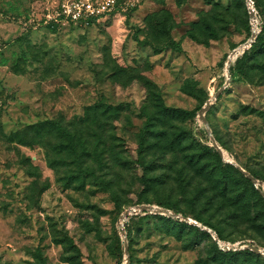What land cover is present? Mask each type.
Instances as JSON below:
<instances>
[{"label": "rangeland", "instance_id": "374dc122", "mask_svg": "<svg viewBox=\"0 0 264 264\" xmlns=\"http://www.w3.org/2000/svg\"><path fill=\"white\" fill-rule=\"evenodd\" d=\"M62 1L0 0V264H127L126 245L132 264H213L215 247L251 246L262 257L246 263L264 264L255 195L245 197L247 216L230 218L224 200L244 192L242 183L225 196L188 161L211 165L200 150L219 136L221 157L256 173L264 191V52L247 80L233 82L227 70L253 13L264 26L257 0H121V11L94 23L49 26ZM162 101L190 113L160 116L142 147L144 111L155 114ZM99 102L118 113L89 109ZM46 120L84 141V151L62 149L52 124L28 129ZM146 174L162 184L145 189ZM166 217L210 236L186 227L178 238Z\"/></svg>", "mask_w": 264, "mask_h": 264}, {"label": "trees", "instance_id": "16d2710c", "mask_svg": "<svg viewBox=\"0 0 264 264\" xmlns=\"http://www.w3.org/2000/svg\"><path fill=\"white\" fill-rule=\"evenodd\" d=\"M122 1L117 0L116 3V9L113 13L117 11H121L122 7ZM256 6L261 9L262 16L264 18V4L263 0H257L256 1ZM112 13V14H113ZM97 21L96 19H92L89 22L94 23ZM58 24L55 23L54 21H51L49 23V26L55 27ZM262 26L261 31L257 34L255 41L252 43V45L247 48L242 50L236 57L234 62L230 65V72H231V81L236 82V81H242V80H247V74L248 72L256 67V61L258 60L256 58V54L259 52H264V26ZM253 31L252 28L250 27V32L248 35V38L243 41L245 43L252 35ZM240 45V44H239ZM239 45H236L233 49L237 48ZM172 47L175 50L181 51L182 48L178 45L173 43ZM220 74V73H219ZM226 89V88H225ZM224 89V90H225ZM221 97V96H220ZM102 108L103 111L106 108H111V110L115 111L118 113V109L120 106H106L103 102L95 103L90 106L89 109H92L94 113H97L98 110ZM157 112L155 114H152L148 111H144V116L147 118L146 125L142 127L140 131V145L142 147L145 146V142L148 138L149 132L151 130V127L153 126V123L155 122L156 119H159L160 116L163 115H175V116H180V115H188L190 112L186 109L183 108H175V107H168L164 104L162 101L158 105ZM202 106L199 107L201 109ZM261 114L264 117V111L261 112ZM48 124H52V126L55 128V130L58 132V134L65 139L64 144H62L61 148L62 149H69L70 152H74L75 155L78 154V146L80 145L81 151H84L86 148V144L84 141L79 140L77 141L75 135L68 131L62 124L59 122H52L50 120L46 121H39L35 124L29 125L28 129L34 130L36 132H39L40 129ZM218 145L223 147V142L219 136L215 137ZM199 151V150H198ZM204 153L208 154V159L209 161H212L208 165L203 162V158H195V155H192L191 157H188V161L191 163H194L195 165L199 166L200 168V173L201 174H207L211 179L216 181L219 185H221L222 190L224 191L225 196L228 195L227 192H232L231 188L234 183H242L243 187L245 188L244 192L242 193H236L234 195H231L230 197L226 196L227 198L224 200V208L227 209L229 212V217L238 219L244 216H247V213L249 211V207L245 205V197L248 194V192L252 193L255 195L256 200L259 202V204L262 206L261 212L256 214V219L258 217H263L264 216V191H261L259 188L255 186V183L250 180L241 170L240 168L226 162L220 155L219 151L215 148V146L211 143L209 145L202 146V149L200 150L199 156L204 157ZM142 165L145 167L146 172L150 165H146L143 160H141ZM203 162V163H201ZM246 170V168H244ZM248 171V170H246ZM251 173L256 179H259L258 175L252 171H248ZM142 183L144 185L145 189H150V188H157L160 184H162L160 179H153V178H148L147 174L142 178ZM160 206L169 208V203L167 201H161ZM123 211L120 212V214ZM250 212V211H249ZM167 220V224L169 228L176 227L179 228L178 232V238L183 237V233L186 227L190 229V231H195L197 234L200 235H208L210 234L206 230H202L201 228L194 226V225H189L186 222L180 221V220H175L170 217L164 218ZM198 222H201L204 226H206L208 229H212L216 232L217 236L219 239H223V232L213 225L211 222L204 220L202 218H196ZM129 238V236H128ZM72 243V242H71ZM244 256V260L240 261V257ZM212 259H213V264H247L245 260L247 259H252L255 258V260H260L262 255L261 254H256L250 249H246L244 251H235V250H223L218 247H215L213 249L212 253ZM42 259V256H40ZM132 257H130V264H132Z\"/></svg>", "mask_w": 264, "mask_h": 264}, {"label": "built area", "instance_id": "2783aa9c", "mask_svg": "<svg viewBox=\"0 0 264 264\" xmlns=\"http://www.w3.org/2000/svg\"><path fill=\"white\" fill-rule=\"evenodd\" d=\"M116 3L117 0H63L59 3L56 14L49 16L48 23L80 24L92 19L100 20L115 11ZM252 25V30L255 29L257 33L261 31L262 26L257 16L252 18Z\"/></svg>", "mask_w": 264, "mask_h": 264}, {"label": "water", "instance_id": "95a60500", "mask_svg": "<svg viewBox=\"0 0 264 264\" xmlns=\"http://www.w3.org/2000/svg\"><path fill=\"white\" fill-rule=\"evenodd\" d=\"M253 12H254V11H253ZM252 15H253V17L256 16L254 13H253ZM252 31H253V33H252L250 39H249L246 43L240 44L237 48H235V49L232 51V53H231V55H230V60H229L228 68H227L228 73H229V71H230V64H231L232 59H233L234 57H236V56L239 54V52H240L241 50H243V49H245V48L251 46L252 43L255 41L256 36H257L258 33H257V31H256L255 29H253ZM229 83H230V77H228L226 83H225L223 86H221V88L218 90V92L216 93L215 98H217V97L222 93V91L228 86ZM215 98H214V99H215ZM214 99H209V100L206 102V106L200 111V118H201L203 121H205V122H206V118H205V116H204V113L210 108V106L212 105V101H213ZM213 142H214V146H215V148L220 152L221 156H223V151H222V149L220 148V146L218 145V143L216 142L215 139H213ZM238 168H240V170H241V171H242V172H243V173H244V174H245L250 180H252L254 183L257 182L256 178H255L251 173H249L248 171H246L243 167H241L240 165H238ZM147 208H148V207L143 206L140 210H141V211H142V210L145 211ZM160 211H166V210H165L164 208H161ZM170 213H171V212H170ZM130 214H131V210H130V209L126 210L125 213H124L123 216H122V220L125 221V220L128 218V215H130ZM187 221H188V222H192V220H191L190 218H188ZM194 223H197V224H198V222H196V221H195ZM204 228L208 229L207 227H204ZM208 230L211 231L212 234H214V235L217 236V234H216V232H215L214 230H212V229H208ZM249 248L252 249L256 254H262V253H263V250H262L261 248H258V247H255V246H251V247H249ZM128 252H129V251H128V245H126V254H127L126 262H127V264L130 263V256H129Z\"/></svg>", "mask_w": 264, "mask_h": 264}]
</instances>
